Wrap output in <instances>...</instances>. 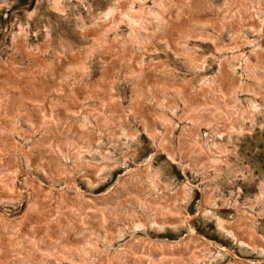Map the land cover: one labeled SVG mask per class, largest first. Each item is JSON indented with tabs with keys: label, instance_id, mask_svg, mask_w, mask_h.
<instances>
[{
	"label": "rangeland",
	"instance_id": "374dc122",
	"mask_svg": "<svg viewBox=\"0 0 264 264\" xmlns=\"http://www.w3.org/2000/svg\"><path fill=\"white\" fill-rule=\"evenodd\" d=\"M263 63L264 0H0V264H96L101 253L142 264L122 251L133 238L186 235L182 215L175 227L161 218L171 214L167 194L201 187L178 156L196 129L201 162L223 144L222 172L209 175L229 203L234 171L264 190ZM165 143L174 161L159 150ZM28 179L55 195L42 209L22 194ZM255 183L243 192L256 193ZM190 194L181 198L196 235L264 264V252L235 244L213 212L194 216ZM102 212L110 226L87 224L104 222ZM254 225L264 240V218ZM40 232L52 238L50 256L33 258L22 245Z\"/></svg>",
	"mask_w": 264,
	"mask_h": 264
},
{
	"label": "bare ground",
	"instance_id": "6f19581e",
	"mask_svg": "<svg viewBox=\"0 0 264 264\" xmlns=\"http://www.w3.org/2000/svg\"><path fill=\"white\" fill-rule=\"evenodd\" d=\"M206 7V12L208 10L212 11V8L210 6H203ZM210 8V9H207ZM209 11V12H210ZM250 20L252 21L251 17L249 16ZM254 21V20H253ZM195 53H192V55H189L190 58L194 57ZM264 64V63H263ZM226 73V72H225ZM224 73V74H225ZM257 94L256 92H254ZM235 103L237 104V101L235 99ZM189 104H191L189 102ZM233 106V105H232ZM242 107V106H240ZM143 110V108H142ZM240 114L244 113V109L239 110ZM243 124V117L240 116V123L238 124V128L241 127ZM220 129H225L226 126L219 127ZM191 129L187 131H191ZM213 130V135H215L216 132H218L216 129ZM194 137L191 138V134H189V139L187 138L188 135H184L181 137V143H180V149H179V155H181V160L187 159L188 165L185 167L182 164H179L181 167V171L187 168L190 171L196 173L197 175H200L201 177V187L196 186H190L191 188H194L198 193V199L195 203V215L194 216H200L201 218L207 217L209 214L216 215L214 217V220L217 223L218 228H222L227 231L233 238L235 244L244 245L246 247H251L252 249H261L264 252V240L263 237L257 233V230L255 228V221L257 217L264 218V190L261 188V184L258 180V177L253 176L254 179H249V175H244L234 171L233 173H230L229 180L231 181V184H235L236 187V193L230 194L231 196H234V199L232 202H228L227 199L224 197L220 189L217 187L216 183L213 182L211 178L219 176L222 172V165L221 157L219 153H221L220 150L221 146L223 147V144L215 146V148H218V150L214 149V146L211 149V155L208 153L207 157H203V162H201V159H199L198 156H201L203 151V145L200 141L201 135L196 129L194 131ZM168 141V140H167ZM169 144H163V153L167 155L172 161L173 159V152L171 151V148H168ZM206 152V151H203ZM194 155V156H193ZM180 158V157H179ZM179 160V163L181 162ZM211 161L213 163H211ZM197 163V164H196ZM46 165V164H45ZM54 166L53 164L51 167ZM57 166V165H56ZM50 167V168H51ZM212 170L214 173V176L209 175V171ZM19 170L16 168V172ZM211 177V178H210ZM241 177V178H240ZM238 178H240V182H238ZM249 179V180H248ZM254 181L256 193L254 194H248L243 192L242 186L246 184L247 181ZM29 185L32 187L31 192H22V194L25 196V199L29 203V207H31V204L34 202L33 207H35L36 204V210L40 207L42 209V205L47 202V200H51L55 198V195L50 193V191L40 185L36 179H28ZM27 181V182H28ZM187 184V182H185ZM183 188V187H182ZM179 188L176 189L173 193V195L167 194L168 201L164 202L165 206L164 208L167 209V211L171 212L170 215H164V218L162 217V221L164 224L162 225H173L178 226L179 222L175 219L177 217H180L181 215L184 217V220L187 223V234L181 237L178 240H151V239H145L140 237H135L132 239V242H130L128 245L123 248L122 251H126L129 255H132L131 257H137L142 258L144 261L142 264H154L153 261L156 259L158 264H211L215 261V259L222 258L225 256L230 257L228 264H261L260 262H253V261H246L243 259H240L236 256L234 250H229L226 247H223L221 244L217 243L216 241L209 240L203 236H199L195 234L194 229L191 227L190 222H192L193 217L188 213L187 208L183 207L182 198L181 197H188L190 200V194L191 188L186 189V192L184 189ZM184 193V196L182 194ZM30 193V196H29ZM242 195V196H241ZM169 197L171 199H169ZM90 198V197H89ZM245 201V203H241V206H238V199H242ZM89 201V200H87ZM192 203V202H191ZM228 203V204H227ZM229 205V206H228ZM227 206L229 208H232L235 210L237 216H230L227 211ZM86 209L95 208L91 202L87 203L85 206ZM246 209V211H243L242 209ZM96 212V211H95ZM213 212V213H212ZM94 213V212H93ZM92 214H85L87 217L92 216ZM29 216H31V213H28ZM103 216L102 219L105 218V213L102 212ZM176 215V216H175ZM221 215V216H220ZM225 217V218H222ZM115 221L116 218H112ZM119 221V220H118ZM90 226H97L101 229H106L108 223L104 220L97 222L96 219H92V221L87 222ZM29 232L32 236L35 237L38 230H33V228L29 229ZM46 232H40L39 238L37 241H35L32 246L24 247V244L22 245V248L25 251L33 252L30 253L33 258L40 257L42 255H48L50 256L49 250L51 248L50 244L48 242L51 241L52 238H50V235L46 233V236L48 238H44V234ZM107 233V231L105 232ZM37 236V235H36ZM44 238V239H43ZM7 241H10L9 237L7 238ZM31 243V241H30ZM1 244V241H0ZM77 245V252L74 251L73 253H79V249L81 243L79 242ZM2 247V246H1ZM83 247L81 246V249ZM43 250V251H41ZM84 251V250H83ZM73 255V254H70ZM74 256V255H73ZM100 256L105 257L103 260V257L101 258L100 262H97L98 258L96 259V264H116L113 260H108L106 254H100ZM99 256V257H100ZM121 259V257H120ZM167 259V261H166ZM34 260V259H33ZM123 261V260H122ZM34 262V261H33ZM81 262V261H80ZM156 263V264H157Z\"/></svg>",
	"mask_w": 264,
	"mask_h": 264
}]
</instances>
